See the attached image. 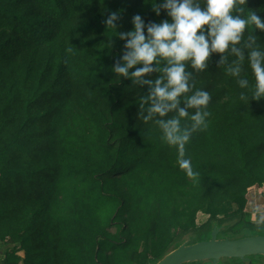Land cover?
I'll return each instance as SVG.
<instances>
[{"label": "trees", "instance_id": "1", "mask_svg": "<svg viewBox=\"0 0 264 264\" xmlns=\"http://www.w3.org/2000/svg\"><path fill=\"white\" fill-rule=\"evenodd\" d=\"M162 2L0 0V240L11 247L0 264H151L198 211H242L247 190L264 184V99H250L244 47L250 34L264 45V32L246 30L237 76L230 49L203 70L186 64L189 83L211 95L208 126L186 145L194 177L162 141L158 121L175 111L149 117L154 85L113 71L128 51L118 33L137 14L146 26L169 19L153 10ZM244 7L264 12V0ZM112 12L117 34L105 24Z\"/></svg>", "mask_w": 264, "mask_h": 264}, {"label": "clouds", "instance_id": "2", "mask_svg": "<svg viewBox=\"0 0 264 264\" xmlns=\"http://www.w3.org/2000/svg\"><path fill=\"white\" fill-rule=\"evenodd\" d=\"M247 4L248 0H205L202 8L198 0H163L159 6L154 4L153 10L159 15L162 8L169 19L146 26L137 14L132 19V30L118 33L121 39L128 38L125 45L128 51L113 71L135 83L154 85L148 94L152 101L149 117L153 114L165 117L175 111L172 118L161 119L158 124L163 130L162 141L176 149L177 164L188 177L197 173L186 157V145L194 133L207 128L211 95L189 83L191 73L186 72V64L190 62L193 69L203 70L211 53L223 54L230 49L237 59L227 71L232 76L239 75L245 55L237 45L244 39L246 30L264 32V12L245 8ZM234 9L243 15L233 14ZM117 19L118 13L112 12L105 20L115 34ZM257 39L250 34L244 47L249 50L247 60L255 78L250 99L259 101L264 99V45L257 44ZM225 59L222 57V62ZM161 60L167 64L162 69L163 75L155 81L145 80L146 74L161 70L152 67L154 63L159 66ZM130 69L135 70L130 72ZM246 84L247 81H240L241 87ZM240 100L248 103L249 96L242 93ZM181 104L184 106L180 107Z\"/></svg>", "mask_w": 264, "mask_h": 264}, {"label": "rangeland", "instance_id": "3", "mask_svg": "<svg viewBox=\"0 0 264 264\" xmlns=\"http://www.w3.org/2000/svg\"><path fill=\"white\" fill-rule=\"evenodd\" d=\"M246 205L242 211L237 210L236 206L229 208L225 212L215 213L212 210L204 208L195 215L194 225L187 229H178L174 236L172 245L169 249H174L175 242L181 243L187 241L189 243L196 242L208 237L214 225L221 226L218 233L219 238L229 236L237 238L246 235H255L264 231V184L261 186H253L245 193ZM174 244V245H173ZM10 246L6 241L0 240V259L5 256V251L10 250ZM23 256V252H18ZM252 264H264V256H252ZM158 257L150 259V263H154ZM222 264H247L234 258H224ZM185 264H205V261L190 262Z\"/></svg>", "mask_w": 264, "mask_h": 264}, {"label": "water", "instance_id": "4", "mask_svg": "<svg viewBox=\"0 0 264 264\" xmlns=\"http://www.w3.org/2000/svg\"><path fill=\"white\" fill-rule=\"evenodd\" d=\"M221 226L214 225L208 237L189 243L182 241L151 264H185L205 261V264H222L224 258L253 263L252 256H264V231L237 238L218 237Z\"/></svg>", "mask_w": 264, "mask_h": 264}]
</instances>
